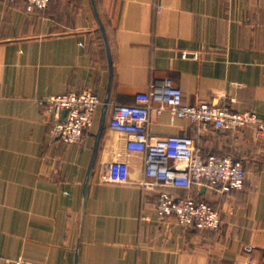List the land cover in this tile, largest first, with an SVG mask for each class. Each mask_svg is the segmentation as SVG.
Masks as SVG:
<instances>
[{
	"label": "crops",
	"instance_id": "0c3cea01",
	"mask_svg": "<svg viewBox=\"0 0 264 264\" xmlns=\"http://www.w3.org/2000/svg\"><path fill=\"white\" fill-rule=\"evenodd\" d=\"M166 78L186 103L222 101L264 120V0H50L32 11L0 0V264H264V136L252 128L228 132L154 110L148 123L159 136H192L204 156L243 160L241 190L148 189L137 153L130 183L103 177L116 155L114 106ZM86 90L109 102L84 200L103 103L84 140L66 143L52 136L55 116L40 100ZM161 190L209 202L220 228L159 220Z\"/></svg>",
	"mask_w": 264,
	"mask_h": 264
},
{
	"label": "built area",
	"instance_id": "2783aa9c",
	"mask_svg": "<svg viewBox=\"0 0 264 264\" xmlns=\"http://www.w3.org/2000/svg\"><path fill=\"white\" fill-rule=\"evenodd\" d=\"M25 2L27 10L32 11L46 8L50 0ZM183 57L196 59L198 54L184 53ZM136 100V103L117 104L113 108L109 128L118 135L116 155L103 173L107 181L130 183V156L137 153L144 157L141 183L148 189L159 186L190 189L193 184H200L227 193L244 188L247 174L243 160L217 153L204 156L192 136H159L149 131L148 123L152 110L158 114L169 111L203 126L211 125L228 132L252 128L254 137L259 139L264 136V120L255 112L234 111L222 101L186 103L182 89L170 78L152 84L147 92L137 93ZM40 103L55 116L52 136L66 143H81L94 126L97 110L103 102L97 94L86 90L52 95L41 99ZM155 210L159 220L173 215L182 226L217 230L222 224L220 212L209 202L167 190L159 193ZM14 264L33 263L19 257ZM250 264H254L253 258Z\"/></svg>",
	"mask_w": 264,
	"mask_h": 264
},
{
	"label": "water",
	"instance_id": "95a60500",
	"mask_svg": "<svg viewBox=\"0 0 264 264\" xmlns=\"http://www.w3.org/2000/svg\"><path fill=\"white\" fill-rule=\"evenodd\" d=\"M93 2H94V0H93ZM94 8H95V13H96V15L98 17L100 30L102 31L104 39H105V42L107 44V37H106V32H105L104 25H103L102 21L100 20V18L98 16V12H97L96 6ZM108 56H109L110 68H112V61H111V58H110L109 49H108ZM108 102H109V96L107 95L105 100H104V102H103V105H102L97 131L93 133V135L95 137V142H94V146H93L91 160H90V163H89V166H88V170H87V173H86V177H85V181H84V200L86 199L88 182H89L90 176L92 174V170H93V167H94L95 159H96V156H97V153H98V150H99V147H100V143H101V140H102V137H103V134H104V129H105V125H106V116H107V110H108ZM65 114L66 113L64 112L63 116H65ZM78 247H79V245L77 246V250H76L77 253H78Z\"/></svg>",
	"mask_w": 264,
	"mask_h": 264
}]
</instances>
